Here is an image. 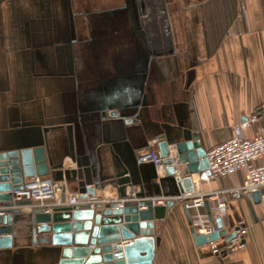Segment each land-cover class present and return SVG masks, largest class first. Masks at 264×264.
<instances>
[{"label":"crops","instance_id":"0c3cea01","mask_svg":"<svg viewBox=\"0 0 264 264\" xmlns=\"http://www.w3.org/2000/svg\"><path fill=\"white\" fill-rule=\"evenodd\" d=\"M123 107V118L112 116ZM252 116L247 139L264 130V0H0V152L48 141L62 174L53 182L66 199L80 194L78 158L87 184L129 170L138 181L124 195L108 186L93 199L170 198L165 171L136 161L159 150L161 139L150 136L165 127L191 131L206 152ZM178 168L179 178L188 176ZM206 170L191 177L193 191L221 200V190L246 176L208 182ZM214 205L208 198L198 211L214 215ZM218 220L227 232L221 244L238 225L248 227L244 249L213 256L178 205L163 222L154 264H264V196L261 204L229 199ZM14 242L0 250V264H52L51 247L33 245L25 231Z\"/></svg>","mask_w":264,"mask_h":264},{"label":"water","instance_id":"95a60500","mask_svg":"<svg viewBox=\"0 0 264 264\" xmlns=\"http://www.w3.org/2000/svg\"><path fill=\"white\" fill-rule=\"evenodd\" d=\"M125 108L119 109L112 116L123 118ZM132 122L128 120L126 123ZM112 128L119 133L123 132L120 125L114 124ZM154 139H161L158 146L161 156L165 158V178L162 182L168 184L172 191L165 205L155 207L150 203L128 201L124 208L119 209L118 201L96 202L93 199V208L90 204H78L56 208L52 213L40 210L23 213L26 202L15 203L12 191L21 190L26 180L36 176L47 177L51 181L59 180L61 168L55 164L54 157L49 156L46 146L48 141L0 152V250L14 248L15 238L25 231L33 245L51 247L52 264H154L167 213L179 205L190 219L186 203L177 197L181 192H192L194 188L191 177L209 168L206 152L197 133L165 127V131L159 130L150 136V140ZM172 147L174 153L170 151ZM77 162L78 170L73 174L79 185L80 200H88L96 195L98 189L108 186L124 195L127 184L132 182L138 185L132 170L101 186L87 184L82 170L85 159L78 158ZM180 165L185 166L188 173L182 179L178 176ZM126 175L132 178L128 179ZM263 195L264 190L252 195L255 204H261ZM143 206L148 208L141 210ZM208 216L213 217L210 210ZM217 224L223 228L221 220ZM226 235L225 230L221 235L213 234L209 237L194 233L199 245L217 241ZM234 236V233L228 236L226 241L229 242Z\"/></svg>","mask_w":264,"mask_h":264},{"label":"built area","instance_id":"2783aa9c","mask_svg":"<svg viewBox=\"0 0 264 264\" xmlns=\"http://www.w3.org/2000/svg\"><path fill=\"white\" fill-rule=\"evenodd\" d=\"M258 121L257 116H252L245 120L244 123L237 126L234 130V136L226 142L216 146H211L206 151V159L209 164L208 170L203 174L208 182L217 179H225L229 176L245 171L246 176L243 184L232 189L221 190L225 199H218L217 194H196L192 192H181L177 197L181 202L186 203L187 209L190 211V222L193 231L197 236L209 237L213 234L221 235L224 231L219 228L215 219L226 214L228 208V200H241L250 198L253 194L264 190V130L254 139H247L243 135V131ZM263 160V163L256 165L255 163ZM165 158L157 149L148 150L137 158L140 165H152L157 173L164 169ZM182 180L179 181L181 183ZM194 186V183H193ZM61 186L54 183L47 177H32L23 183L21 190L12 191L13 201L15 203L26 202L24 209L40 210L45 213H52L56 208L90 204L94 207L93 198L88 200H80L79 196H70L66 199L63 195ZM264 196V195H263ZM212 199L215 202L213 208V217L201 213L198 209L203 208L206 201ZM168 197L144 198L141 202L150 203L152 207L165 205ZM96 202H104L95 199ZM118 208H124L127 200H119ZM148 207L143 206L140 209L146 210ZM197 210V211H194ZM194 211V212H193ZM215 216V217H214ZM215 218V219H214ZM248 227L238 225L234 229V238L229 242L220 240L211 241L209 246L213 256H220L222 252L232 253L246 247V235Z\"/></svg>","mask_w":264,"mask_h":264},{"label":"flooded vegetation","instance_id":"af4514ba","mask_svg":"<svg viewBox=\"0 0 264 264\" xmlns=\"http://www.w3.org/2000/svg\"><path fill=\"white\" fill-rule=\"evenodd\" d=\"M136 5H134L135 6V12H136V15H138L139 14L138 10L140 9V7L143 9L145 7V3H141V5L139 4V6H136Z\"/></svg>","mask_w":264,"mask_h":264}]
</instances>
